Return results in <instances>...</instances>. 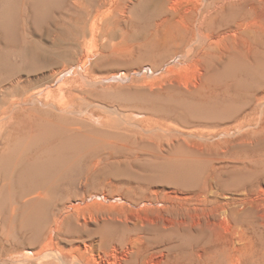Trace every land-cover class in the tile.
<instances>
[{
  "label": "rangeland",
  "instance_id": "1",
  "mask_svg": "<svg viewBox=\"0 0 264 264\" xmlns=\"http://www.w3.org/2000/svg\"><path fill=\"white\" fill-rule=\"evenodd\" d=\"M9 1L5 11L16 15L21 9L30 12L31 6H39L37 10L43 12L67 0H39L36 4L30 0L25 8L23 0ZM115 1L118 10L103 11L99 25L105 32L100 38H92L88 32L66 48L60 44L65 42L61 38H43L37 32L33 35L46 49L42 57L55 61L53 71L70 68L69 76L61 82L74 77L83 83L75 70L79 58L88 52L87 76L92 78L87 79L100 77L104 82L94 88L100 94L95 90L93 95L88 93V102L96 104L99 99V106H83L86 112L80 116L91 136L84 146L87 154L53 161L47 171L38 173L37 191L24 198H19V191L26 182L0 184V202L4 203L0 210L6 215V229L18 231L33 210L37 230L34 235L28 231L20 237L27 248L11 253L0 248V253H10L0 255V264H25L26 256L31 258L26 264H31L49 242L50 249L59 255L64 253L60 264H264V119L257 122L258 127L252 122L245 143L240 144L234 136L237 121L231 118L246 112L260 116L262 106L255 98L264 92V28L251 27L238 33L236 43L223 48L197 45L190 31L170 28L166 33L162 28L147 26L148 21L135 12L146 0ZM248 4L251 7L254 1ZM263 5L256 14L264 23ZM127 6L130 13L122 14ZM244 14L254 17L250 8L239 17ZM236 18L229 7L215 14L211 27L217 29L223 21H228L222 24L225 28L233 26ZM199 67H203L200 72ZM191 140L195 145L204 144L199 143L197 148ZM3 144L6 151L0 158V170L4 178L0 183L15 175H10L11 153L20 150L24 142L5 136ZM119 153L122 156L115 155ZM210 175L220 181L218 188L227 190L229 197L216 194L219 200L243 197L246 201L240 215V253L228 249V231L223 227L211 232L197 225L174 223L166 229L161 219L172 214L165 208L183 202L178 199V190L202 185ZM41 193L34 204H23ZM14 207L17 209L13 213ZM136 215L142 219L137 220ZM32 235L33 244L29 238ZM51 254L45 253V259L37 264H59Z\"/></svg>",
  "mask_w": 264,
  "mask_h": 264
},
{
  "label": "bare ground",
  "instance_id": "2",
  "mask_svg": "<svg viewBox=\"0 0 264 264\" xmlns=\"http://www.w3.org/2000/svg\"><path fill=\"white\" fill-rule=\"evenodd\" d=\"M29 1L30 0H23L21 5L25 8L31 3H29ZM249 1L250 0H146L143 4H141V7L138 11H133H135L138 16L143 17L148 21L147 26H154L157 29L162 28L161 30L165 32L170 30V28H176L181 32L190 31L193 33V40L195 39L194 41L197 43V45L199 43H204L207 45H215L219 48H223L228 46V43L235 44L237 41L236 34L238 33L248 30L251 27L264 28L262 19L263 17L261 18L258 16V14H256L259 6L263 5L262 3L264 2V0H253L254 4L251 7L248 4ZM34 2L35 4L39 3V0H34ZM8 3H10L9 0H0V152L2 151V154H0V158L6 151V146L3 144L5 136L10 138L15 137L19 140L21 139L24 144L22 145V148L20 150H16L15 152L11 153L10 175H15L11 177V180L8 179L6 180V182H1L0 184L1 186L5 184L7 186H10L9 184L22 182L24 184L26 182V186L21 188L19 191V198H24L28 195H31L34 191H37L35 181L37 179L38 173L44 170L47 171L49 169V165L52 164L53 161L68 160L70 158H76L88 153V151L84 149V146L86 143H88L87 137L91 136L88 135V128L86 127L85 120L83 118H80V116L83 115L84 112H86V109L84 110L83 106L95 104L94 102V104L88 102L87 99L88 97H90L89 95H93L91 92L95 90L94 88H99L97 86L104 82L103 79H100V77L98 79H87L92 78L90 76H87V74L90 72V68L87 67V63L90 58L89 52L85 53L79 58L78 65H76L78 71L75 70L80 78L83 79V83L78 82L79 80L76 82L77 79L74 80V77L69 80L65 78L66 80L64 82H61V80L69 73L70 68H63L61 66L63 69L60 68L59 72H55V70L53 71L52 67L55 64V61L47 59L46 57H42V43L40 45L39 39H35L33 35L35 32H37V34H39V36L43 38H45L46 36H53L54 39L61 38L65 40V42L60 41V44L64 43V46L66 48L72 45L74 46L76 40L80 37H84L88 32L92 35V38H100V36H103V32H105H102L101 26L99 25L100 22H103V11L104 13L105 11L113 12L118 10V8L115 0H67L66 2H64V4L60 5V7H48L43 12H39V10H37V7L39 6H31L30 12L28 11V9L27 11L21 9L22 11H20L16 15H12V13L9 14L5 11L6 5L9 6ZM229 7H231V10L237 14L234 25H229L225 28L222 24L228 21H223L219 24V27L217 29H213L211 26L215 19V14ZM249 8L253 12L254 17L250 18L251 15L246 14L243 15L244 17H239L242 13H244V10L247 11L249 10ZM129 10L130 8L127 6L126 8L121 10V13H130ZM158 38L161 37L159 36ZM45 41L47 42V40ZM194 45L196 46V44ZM43 51H46V49ZM68 54L66 56H68ZM83 70L87 72L85 73V71ZM200 70H203V67H199L198 71L200 72ZM48 71L50 73H48ZM95 91L98 92V90ZM261 97L264 98V92H262L260 96H257L255 98V100L260 104L258 106H262L261 113L258 118L255 117L256 115L250 116V112H246L244 114L237 113L235 116H231V118L234 119L235 122L237 121V124H234L236 125V134L234 136H236L235 141L239 142L240 144L245 143V136L249 134L250 129H252V122H255V124L257 125L256 127H258L259 125L257 124V122L264 119V101L260 100ZM97 103L95 105L99 106ZM101 105L102 104H100V106ZM93 114L96 113L93 112ZM241 117L243 118L241 119ZM212 122H210L209 124H211ZM154 127L155 126L150 127V129L154 130ZM232 135L233 134H231L230 137ZM92 137L95 138L94 136ZM194 141L192 142L195 145L196 142ZM203 142L204 141H202L201 143ZM199 143H197L196 145L199 146L201 144ZM188 145H190V143L187 144V146ZM190 147L191 145L189 146V148ZM194 147H192L191 149H193ZM201 148L203 147L201 146ZM199 150L201 151L202 149ZM97 152L100 153V150H98ZM195 153H193L194 156ZM7 154L9 153L7 152ZM101 154L103 155V153ZM115 155L122 156L121 153ZM89 156H91V154ZM95 156H97V154ZM2 174L3 173H1L0 170V179L4 178V175L2 176ZM219 184L220 181L213 177V175H210L204 180L202 185H190L187 188L178 190L179 192L177 191V194H181H178L180 197L178 199H182L183 202H181V204L180 202H177L174 203L171 208H165V210L167 211L170 210L172 214L169 216H163L161 217V219L166 229L173 226L174 223L180 225H197L211 232L215 230L217 231L218 228L223 227L228 231V235L225 238L228 249H231L233 253H240L243 249V229L241 225L240 215L245 211L246 201H244L245 199H243V197L235 199L229 198V200L226 201L219 200L216 194H223L226 197H229L228 195H226L227 190L224 189L225 187L218 188ZM238 188L241 189L240 187ZM42 195L43 193L31 196L32 199H28V201L24 202L23 204L27 202H31L34 204L36 202L34 198L40 196L42 197ZM213 195H215L216 197L213 198ZM231 199H233L232 202L230 201ZM2 204L0 202V208ZM17 205H19V203ZM16 209L17 207H14L12 212L14 213ZM35 216V211L30 210L21 222L19 230L14 232L7 230L8 228L4 224L6 222V215L0 210V248L2 250L10 249V253L12 251H16L21 247L27 248V246H23V243L21 242V240L19 241V239L20 237L24 238L28 231H30L33 235L35 234V232L37 231H35ZM136 218L137 220L142 219V217L138 215H136ZM9 222L10 221H8V223ZM7 226L10 225L7 224ZM152 233L154 232L152 231ZM15 234L17 235L16 237H14ZM33 235L29 237L31 238L30 242H32V244L34 243ZM49 235H51V233ZM137 236H139V234ZM49 243H46L43 246V249L39 250L38 253L42 254L36 255L35 260L37 259L38 262L39 260L42 261V259L45 257V253H54L51 255L54 256L59 264L64 262V253H60V255L57 254V252L50 249ZM134 245L132 241V246ZM10 253H0V255H9ZM88 255L86 256L88 257ZM29 258L30 256H26L25 261L27 263L31 259ZM37 261L32 262L31 264H37ZM26 262L23 263L26 264ZM16 263L22 264V262L20 261H17Z\"/></svg>",
  "mask_w": 264,
  "mask_h": 264
}]
</instances>
